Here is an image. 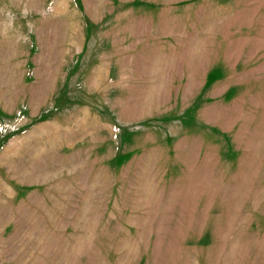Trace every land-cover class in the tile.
<instances>
[{
    "label": "rangeland",
    "instance_id": "rangeland-1",
    "mask_svg": "<svg viewBox=\"0 0 264 264\" xmlns=\"http://www.w3.org/2000/svg\"><path fill=\"white\" fill-rule=\"evenodd\" d=\"M0 264H264V0H0Z\"/></svg>",
    "mask_w": 264,
    "mask_h": 264
}]
</instances>
